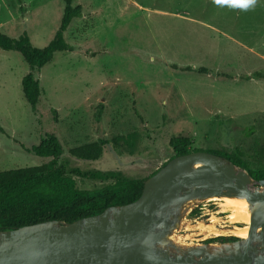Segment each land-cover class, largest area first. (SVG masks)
Wrapping results in <instances>:
<instances>
[{
	"label": "rangeland",
	"instance_id": "rangeland-1",
	"mask_svg": "<svg viewBox=\"0 0 264 264\" xmlns=\"http://www.w3.org/2000/svg\"><path fill=\"white\" fill-rule=\"evenodd\" d=\"M72 5L82 6L65 33L73 51L57 53L34 72L43 90L35 112L22 89L29 66L19 52L0 49V171L52 162L54 156L35 148L54 137L61 149L57 162L78 172L71 177L79 189L91 191L114 184L100 173L149 178L175 156L171 141L185 137L191 150H240L252 177L264 175V79H241L264 72V0L249 11L214 0ZM64 9L65 0H0V31L13 38L26 33L44 48ZM93 142L102 146L99 160L70 155V149ZM222 204L199 202L173 241L187 247L240 238L232 232L244 224L231 222Z\"/></svg>",
	"mask_w": 264,
	"mask_h": 264
},
{
	"label": "water",
	"instance_id": "water-1",
	"mask_svg": "<svg viewBox=\"0 0 264 264\" xmlns=\"http://www.w3.org/2000/svg\"><path fill=\"white\" fill-rule=\"evenodd\" d=\"M212 198L244 199L258 217L246 239L183 247L173 241L186 215ZM0 264H264V179L198 151L173 158L141 197L72 223L0 230Z\"/></svg>",
	"mask_w": 264,
	"mask_h": 264
},
{
	"label": "trees",
	"instance_id": "trees-1",
	"mask_svg": "<svg viewBox=\"0 0 264 264\" xmlns=\"http://www.w3.org/2000/svg\"><path fill=\"white\" fill-rule=\"evenodd\" d=\"M72 2L73 0H65L60 27L54 39L44 48L35 47L26 33L18 38H13L0 31V49L19 52L30 68V72L22 79V89L33 112L36 111L43 94L40 82L34 77V72L40 71L50 64L57 53L73 51L72 46L65 39V33L73 20L81 17L82 6L74 7ZM181 70L195 71L200 75L212 73L207 68L185 67ZM217 76L227 80L234 79L233 76L226 73H218ZM241 79L247 81L264 79V72L258 71L250 76L241 77ZM0 131H2L1 126ZM191 145L189 138H174L171 141V146L176 154L170 160L181 155L202 151L200 149L191 150ZM35 151L42 156H54L55 159L40 166L0 171V230H11L46 221L72 223L98 215L109 207L122 206L138 200L142 195L144 183L148 179L124 180L116 175L100 173L102 178L114 179V184L91 191L81 190L71 177V174L77 175L78 172L76 170L68 171L66 167L57 162L61 155V149L54 137L45 139L42 146L35 148ZM69 153L79 160L97 161L102 157L103 149L100 143L93 142L74 147L70 149ZM211 153L228 158L236 166L252 174L248 170V164L243 159L244 156L240 150L231 154L218 151H211ZM260 179H264V175ZM231 240L235 242L238 238L222 237L208 243H215V241L225 243Z\"/></svg>",
	"mask_w": 264,
	"mask_h": 264
},
{
	"label": "bare ground",
	"instance_id": "bare-ground-1",
	"mask_svg": "<svg viewBox=\"0 0 264 264\" xmlns=\"http://www.w3.org/2000/svg\"><path fill=\"white\" fill-rule=\"evenodd\" d=\"M209 200L223 201L224 209L231 213L229 217L231 222L244 224L243 228L235 227L232 234L242 239H246L249 236L251 226L257 221L258 217L249 211V204L246 200L234 198H212Z\"/></svg>",
	"mask_w": 264,
	"mask_h": 264
},
{
	"label": "clouds",
	"instance_id": "clouds-1",
	"mask_svg": "<svg viewBox=\"0 0 264 264\" xmlns=\"http://www.w3.org/2000/svg\"><path fill=\"white\" fill-rule=\"evenodd\" d=\"M259 0H214L218 6H227L231 9H239L242 11L253 10Z\"/></svg>",
	"mask_w": 264,
	"mask_h": 264
},
{
	"label": "flooded vegetation",
	"instance_id": "flooded-vegetation-1",
	"mask_svg": "<svg viewBox=\"0 0 264 264\" xmlns=\"http://www.w3.org/2000/svg\"><path fill=\"white\" fill-rule=\"evenodd\" d=\"M214 240V239H213ZM234 240H231V241H229V242H233ZM217 242H220V241H217ZM220 243H223L222 241L220 242Z\"/></svg>",
	"mask_w": 264,
	"mask_h": 264
},
{
	"label": "built area",
	"instance_id": "built-area-1",
	"mask_svg": "<svg viewBox=\"0 0 264 264\" xmlns=\"http://www.w3.org/2000/svg\"><path fill=\"white\" fill-rule=\"evenodd\" d=\"M201 209V208H200ZM222 238V237H221Z\"/></svg>",
	"mask_w": 264,
	"mask_h": 264
}]
</instances>
